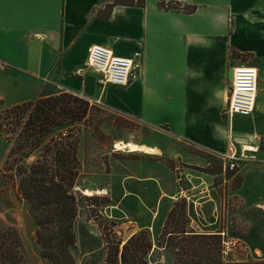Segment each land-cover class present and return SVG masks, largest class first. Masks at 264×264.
I'll use <instances>...</instances> for the list:
<instances>
[{
    "label": "crops",
    "instance_id": "crops-1",
    "mask_svg": "<svg viewBox=\"0 0 264 264\" xmlns=\"http://www.w3.org/2000/svg\"><path fill=\"white\" fill-rule=\"evenodd\" d=\"M112 1L4 0L0 61L7 70L0 72V107L35 102L59 94V89L97 99L98 75L89 71L97 75L95 94L86 89L83 78L88 72L74 75L92 45L133 58L137 67L130 85L108 86L104 104L150 126L165 127L172 136L212 153L227 151L231 131L239 148L254 147L247 153L252 156L247 168L239 171L240 186L230 193L237 209L228 212L236 214L240 223L260 221L264 239V149L260 148L264 142V0H165L195 6L192 14L160 10L158 0H146L144 8L116 5L110 18L102 21L97 15ZM232 53L249 57L244 60ZM242 64L259 73L256 109L250 116L235 115L230 121L224 109L232 68ZM75 78L82 80L75 82ZM112 93L119 95L117 100L110 97ZM237 118L241 123L249 120L250 127H236ZM253 136L259 141L251 140ZM155 155L129 152L118 159L110 157L108 163L102 161L86 173L80 191H100L99 196L107 197L106 211L119 215L118 229L130 233L127 240L142 230L155 239L179 198H185L195 212L191 229L210 234L205 229L224 217L216 200L202 195L215 190L213 181L207 183L184 171L182 187L174 170ZM193 180L202 182L196 186ZM208 203H214V220L205 225L201 214ZM228 232L223 227L217 234L225 237ZM228 243L231 250L237 244Z\"/></svg>",
    "mask_w": 264,
    "mask_h": 264
},
{
    "label": "rangeland",
    "instance_id": "rangeland-1",
    "mask_svg": "<svg viewBox=\"0 0 264 264\" xmlns=\"http://www.w3.org/2000/svg\"><path fill=\"white\" fill-rule=\"evenodd\" d=\"M73 57L77 59L76 55ZM81 67H84V64H81ZM89 71L85 70V73L88 72V74L83 79L86 80L87 91L95 94L98 91L94 82L97 75ZM80 80L82 79H74L75 82ZM57 92H60L59 94L68 93L62 92L60 89ZM118 96L117 93H112L110 97L117 100ZM91 106L97 109L88 114L86 122H79L74 126V132L80 140L78 156L81 162V171H83L73 190L78 212L74 222L76 247L72 250V254L77 264H107L110 249H115L112 244L118 240L124 242L130 235V233L124 234L122 231L120 233L116 220L119 215L106 211L108 204L105 201L107 197L99 196V194L87 196L83 193L84 190L80 191L84 185L86 173L97 168V165H100L102 161L108 163L110 157L118 159L129 153L126 150L117 151L115 145L118 142L135 143L157 149L156 158L174 170L176 177L178 174L176 169L179 168L182 172L186 171L205 178L207 183L213 181L215 190L202 195L208 196L209 194L210 198L215 199L220 208H223L224 217L221 216L220 221L215 226L207 227L205 230L209 231L210 234H217L221 233L224 227L229 231L228 235L222 237L224 242H237L227 255L223 254L226 261L264 260V239L261 238L262 234L260 233L262 223L260 221L240 223L236 214L228 212L237 209L232 203L234 197L230 193L240 186L239 171L247 166L252 156H249L235 172H225L218 154L172 136L165 127L150 126L139 119L128 117L107 107L104 102L101 107ZM5 109L7 108L0 107V113ZM233 122L238 128L248 129L250 127L249 120H244L241 123L240 119L237 118ZM71 128L73 127L69 124L55 127L47 140L57 137L61 132H68ZM20 130L21 126L15 128L8 124L3 127V131L0 130V231L7 227H14L19 232L24 248L33 264H52L41 255V248L37 243L36 236L37 225L29 212L27 203L18 194L17 178L14 176V172L7 171L5 168L11 148L6 137H10L14 143ZM35 156L36 153L27 162H31ZM212 176L213 179H211ZM193 181H195L196 186H200L199 183L202 182L201 180ZM180 185L185 187V181L181 182ZM201 187L204 188L205 184ZM201 187L198 189H202ZM182 205L186 207L185 217L178 219L177 214V219L174 221L183 222L182 226L193 231L190 227V217L195 216V212H193V208L191 210L188 208L187 200L179 198L172 208L180 213ZM214 208V203H208L203 207V214H201L203 224L207 225L214 220ZM248 226L251 228L249 231H247ZM161 235L162 232L155 239H152L154 252L148 254L147 260L150 264H179V257H182L183 252H178L175 248L163 249L161 247L163 244ZM121 248L122 246H120V250ZM90 251H94V253L88 254ZM181 259H185V256Z\"/></svg>",
    "mask_w": 264,
    "mask_h": 264
},
{
    "label": "trees",
    "instance_id": "trees-1",
    "mask_svg": "<svg viewBox=\"0 0 264 264\" xmlns=\"http://www.w3.org/2000/svg\"><path fill=\"white\" fill-rule=\"evenodd\" d=\"M145 3L146 0H113L97 16L107 21L111 9L116 5L144 8ZM157 6L160 10L186 14L196 11L195 6L175 1L158 0ZM232 56L249 57L236 53H232ZM96 109L88 100L68 92L7 108L0 113L1 131L7 124L15 128L21 126L14 143L10 137H6L11 148L5 168L14 172L17 178L18 194L27 203L37 225L36 236L41 255L52 264H77L72 254L76 247L74 222L78 212L73 190L81 162L78 156L80 140L74 126L86 122L88 114ZM65 124L73 128L47 140L55 127ZM260 148L264 149V142ZM35 153V159L27 162ZM108 202L107 199L105 203ZM185 209V205H182L178 213L172 208L161 235L163 249L175 248L183 252L179 264H264V260L226 261L221 235L198 234L182 226L183 222L174 221L177 214L178 219L185 217ZM122 242L118 240L112 244L115 249H110L107 264H150L147 256L154 250L148 231L142 230L124 244ZM184 256L185 259H181ZM0 264H33L14 227L0 231Z\"/></svg>",
    "mask_w": 264,
    "mask_h": 264
},
{
    "label": "built area",
    "instance_id": "built-area-1",
    "mask_svg": "<svg viewBox=\"0 0 264 264\" xmlns=\"http://www.w3.org/2000/svg\"><path fill=\"white\" fill-rule=\"evenodd\" d=\"M35 39L42 40L41 35H35ZM137 65L133 58L122 57L116 55L112 49L104 45H92L88 48V57L84 67H79L74 71V75L82 77L85 70H90L98 75L97 86L100 95L97 99H86L91 105L103 106L102 98L108 86H116L126 88L130 85L134 78V71ZM7 70L5 63L0 61V72ZM259 73L257 68L242 64L232 68V80L229 90L228 103L224 109V116L231 121L233 116H250L256 109L258 97ZM65 135V133L63 134ZM253 141H259V137L253 136ZM236 137L228 133L227 151L223 154H218L222 160L225 172H235L240 165H243L249 157L247 153L253 152L254 147L242 145L239 148ZM177 171V181L179 184L184 181V175L179 168ZM224 254L231 251V244L225 243ZM231 245V246H230Z\"/></svg>",
    "mask_w": 264,
    "mask_h": 264
},
{
    "label": "bare ground",
    "instance_id": "bare-ground-1",
    "mask_svg": "<svg viewBox=\"0 0 264 264\" xmlns=\"http://www.w3.org/2000/svg\"><path fill=\"white\" fill-rule=\"evenodd\" d=\"M115 148L117 151H128V152H141L149 155H155L158 153V150L155 148H151L145 145H138L135 143H123V142H118L115 145ZM83 193L87 196H93L96 194H101L100 191L93 192L91 190H84Z\"/></svg>",
    "mask_w": 264,
    "mask_h": 264
},
{
    "label": "snow or ice",
    "instance_id": "snow-or-ice-1",
    "mask_svg": "<svg viewBox=\"0 0 264 264\" xmlns=\"http://www.w3.org/2000/svg\"><path fill=\"white\" fill-rule=\"evenodd\" d=\"M3 2H4V0H0V5H2V4H3Z\"/></svg>",
    "mask_w": 264,
    "mask_h": 264
}]
</instances>
